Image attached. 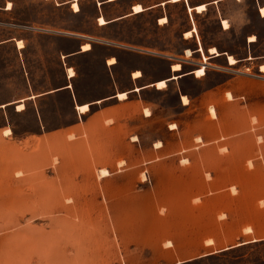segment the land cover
Listing matches in <instances>:
<instances>
[{
  "label": "rangeland",
  "instance_id": "rangeland-1",
  "mask_svg": "<svg viewBox=\"0 0 264 264\" xmlns=\"http://www.w3.org/2000/svg\"><path fill=\"white\" fill-rule=\"evenodd\" d=\"M11 1L12 11L0 13V41L10 34L8 27L15 28L18 39L25 38L26 58L37 61L33 69H46L52 82L60 76L53 51L47 47L36 51L34 47L47 43L25 33L44 25L71 27L113 40H94L95 56L91 57L98 63L104 51L118 54L120 67L113 72L121 79L129 73L122 65L136 61L142 63L144 81L171 75L166 69L170 63L182 65L179 73L205 64L206 74L219 78L247 71L251 33L262 37L251 48L264 52V22L255 14L254 0H225L218 7L208 4L202 13L190 14L187 3L211 0H80L78 16L70 14L67 7L56 9L54 0ZM136 3L157 7L107 29L98 27L96 17L101 13L106 19L117 17ZM0 5L7 6L3 0ZM162 16L167 23L157 25L156 19ZM221 17L228 29L224 30ZM188 30L191 36L185 38ZM121 41L167 52L156 56L128 49L122 55L125 47ZM12 43L0 48V104L24 92L18 52L23 42ZM199 45L203 54L201 47V52H193ZM208 47H215L222 56L208 58ZM186 49L192 51L191 56L187 57ZM226 55L237 63L228 66ZM164 67L166 71L161 72ZM100 68L90 64L87 69L101 76L80 88L87 98L102 90ZM167 84L161 91L151 88L141 95L149 101L146 106L153 110L151 116L142 117V103L132 95L130 101L111 106L118 117L114 125L103 127L101 120L89 119L86 138L71 141L65 130L76 117L64 96L40 104L45 133L44 126L39 128L34 104L28 103L22 113H16L13 105L0 107V264H174L215 249L208 246L204 250L205 238L222 247L250 237L244 235L243 228L250 226L252 198L263 190L259 174H250L244 163L250 144L244 138L225 156H218L213 147L190 151L185 153L190 160L185 166L177 163L183 155L166 157L193 145L196 133L210 132L196 106L187 126L177 115V95L183 87L199 91V81L190 78ZM173 116L178 129L170 132L166 123ZM4 129L10 133L3 135ZM157 140L162 146L154 149ZM156 157L164 158L152 161ZM119 160H124L121 166ZM100 166L108 167L110 174L98 180L95 168ZM230 186L235 187V193ZM255 217L264 222V216ZM184 264H264V244H244Z\"/></svg>",
  "mask_w": 264,
  "mask_h": 264
},
{
  "label": "crops",
  "instance_id": "crops-1",
  "mask_svg": "<svg viewBox=\"0 0 264 264\" xmlns=\"http://www.w3.org/2000/svg\"><path fill=\"white\" fill-rule=\"evenodd\" d=\"M43 1L50 2L51 0ZM79 1L80 0H54L53 4L56 9L60 10L67 7L66 9L70 14L78 16V14L81 12ZM114 1L107 0L106 2L108 3ZM179 1L182 0H178L177 2ZM185 1L187 2V0ZM223 1L225 0H211L210 3L201 4L205 5L204 10H206V6H208V4H215L218 7L219 5H222L221 3ZM73 2H76L78 5L77 11L73 10L72 8ZM8 3H10V5H8ZM3 4L7 6L4 8V5H0V13H10L13 9V2L11 0H3ZM103 4L104 3H99L98 5ZM134 5L130 7V10L122 13L117 17H108V19H106L105 14L101 13L100 16L105 20V23L98 24V27H104V29H107V27H110L115 23L117 24L119 22L122 23L127 21L130 16L141 15L145 11H152L157 7V5L143 7L140 4L143 10L134 13L132 10V7ZM197 5L200 4L189 5L187 3L186 9L188 10V13L190 14L191 11H195L194 7ZM261 8L264 9V0H254L255 14L257 17H259L260 21L264 22V15H262L260 12ZM98 17H96L97 21ZM160 18H163V16L156 19L157 21H155V23L157 25H164L165 23H167V20H165L163 24H160ZM164 18L166 19V17ZM222 20L226 21V19H222L221 17L220 21ZM8 29L10 34L6 38H4V40L0 41V48L4 45H9L17 40H19V42H23V45L18 48V52L22 57L21 66L18 67L22 72L24 92L21 97H13L1 103L0 107H8L13 105L16 113H22L26 111L28 103L34 104L35 115L40 123L39 128H42L44 126L45 133L47 131L43 120L44 116L40 104L53 101L55 99H58V97L64 96L67 98V103L70 104L71 110L76 117L73 123L66 126L65 137L70 141L73 139H80L82 137L86 138L88 132L85 130V126H87V121L89 119L101 120L100 125L103 127L114 125L117 122L118 117L115 116V114L111 111V106L116 104H123L130 101V97L132 98V95L134 98L137 97L140 100L139 102L142 103L141 114L143 118H147L152 115L153 110L150 109V112L149 108L151 107L146 106L149 101H147L146 99H142L141 95L147 92L149 89L154 88L157 91H161L162 89L167 87V83H170L169 85L173 86V83L180 84V82H183L185 79L188 80L190 78H193L194 81H199L200 85H202L199 91H186L187 87H183L185 89L182 91L183 93L180 91V93L177 95V100L179 103V111L177 115H179L181 119H183V124L187 126V120L190 119L191 113L196 111L193 110V108L196 106L197 110L199 111V118H204L207 121L208 126L210 127L209 135H206L203 132L196 133V135L192 137V141L194 142L193 145H189L188 147L182 148L181 150H174L166 157L183 155L181 158L177 159V163H179V165L185 166L190 163V160L185 153L193 150L202 151L208 147H213L218 156H225L230 151L235 150L236 143L238 144L242 141H245V138L250 146L248 148L247 156L244 159V163L247 165V162L250 161V174H255L256 172L259 174L258 183H261L263 190L262 194L260 196H254L252 198V202L250 203V226H246L250 228V232H243L244 235H250L247 240L235 244H226L221 247L218 246L217 243L214 242L211 238H205L202 242L204 250H206L205 248L208 246H213L215 249L205 251L203 254L196 255L194 257L179 259L174 264H184L197 259H201L203 257H209L214 255L215 253H222L233 247H239L244 244H264V222L261 223L259 219H256L255 217L260 215L264 216V69L262 70L261 68L262 66H264V52H255V50L251 48L252 44H254L262 37H260L256 33L250 34V38L253 37V40H248L250 42V56L247 59H250V65L247 66V71L237 70L232 74L220 76L221 78H219L217 76L207 75L206 69L208 66H206L205 64H198L197 68L179 73L182 70V65L179 64L180 69L177 71H173L172 66L178 63H170L169 68L166 69L171 72V75H169L168 77H159L154 80L144 81L143 74L141 72L143 69V66H141L142 63H138L137 61L134 62L133 65L129 66L127 64H121L123 66L122 70H127V72L129 73L124 74L122 76V79L120 77L118 78L113 71L120 67V63L118 62L119 55L114 52L111 53V51L109 50L107 52L104 51V55L101 61H99L98 63H93L91 56H95L96 44L94 40H113H107L101 36L89 35L87 33L75 30L71 27L64 28L62 26L57 27L44 25L43 29L34 28L32 30L26 31L25 33L40 37L41 40L39 43H42V40H45V43H47V46H42V44H39V47H34L37 48L36 51H38L39 49H43V47H47L49 50L53 51L55 60L54 65L56 67V70L58 69V71L60 72V76L58 79H56V81L52 82L53 80L51 79V76L47 74L46 69H33V65L37 61L26 58L28 56V48L25 43V38L18 39L14 32L15 28L8 27ZM188 31H185V33ZM121 43L123 44L122 46L125 47L122 55L128 53V49L140 52H153V54H155L156 56L167 52L164 49L156 47L155 49L157 50L153 49V51H150L145 47H142L140 43L136 44L127 41H121ZM85 44H88L89 48L83 49V46ZM200 47L202 48L201 45H199V47H196L193 52H201ZM209 48L210 47L206 49L209 53L208 58L217 59L222 56V53H218L216 55L210 53ZM14 50H16V48ZM203 50L204 49L202 48V54ZM226 57L225 60L228 66H234L237 63L236 62L235 64H229ZM111 59H113L114 61L109 63ZM79 61H83V63H80ZM90 64H96L101 67L100 69L103 75L102 80L104 82L102 90H99L100 94L92 99L87 98V95L82 93L80 89L81 87L86 86L90 82L95 81L97 78L99 79L101 77L98 74L96 76L95 74L92 75L89 71H87ZM201 66H204V74L198 77L195 75V70L202 68ZM70 68L73 71L72 75H69L68 72ZM166 69L165 67L161 68V72L166 71ZM136 71H138L140 74L139 76L134 77L133 73ZM160 80H165L166 82V86L161 89L156 87V83ZM136 88L137 90H135ZM119 93H126V98L119 99L117 95ZM227 94H229L230 96L228 97ZM181 96L187 97L186 103L182 101ZM143 103L145 104V106L143 105ZM20 104L23 105V108L17 109L18 105ZM81 105H87L88 110H86V112H80L78 110V106ZM210 108L214 110V117L210 114ZM194 119H197V116H195ZM176 121L177 119H174L173 116V118L166 123L168 131L172 132L174 129H178V122ZM172 124L175 125L174 128H171ZM4 130L2 131L3 135H5ZM69 135H72V138H69ZM197 138H199L200 140L196 141ZM157 143L160 144L158 147L156 146ZM153 144L154 149H159L162 146L160 140L155 141ZM162 158L164 157H156L152 161H160ZM182 159H185L186 162L182 163ZM121 162L124 163V160L117 161V165L121 166ZM201 165L203 166V163ZM100 168H106L108 171V175L110 174L108 167L100 166L98 168H95L96 176V170ZM207 179L209 178L207 177ZM252 182L254 183L255 181ZM255 183H257V181ZM231 187L234 186H230V190ZM195 199H198V197H196ZM207 239H211V242L206 243ZM169 245H171V243H169Z\"/></svg>",
  "mask_w": 264,
  "mask_h": 264
},
{
  "label": "bare ground",
  "instance_id": "bare-ground-1",
  "mask_svg": "<svg viewBox=\"0 0 264 264\" xmlns=\"http://www.w3.org/2000/svg\"><path fill=\"white\" fill-rule=\"evenodd\" d=\"M108 1H114V0H108ZM171 2H177L178 0H170ZM8 5H10V3H8ZM10 8V7H9ZM72 8H73V10H75V11H77L78 10V5H77V3L76 2H73L72 3ZM194 9H195V11L196 12H198V13H200V12H202L204 9H205V5L204 4H200V5H197V6H195L194 7ZM132 10H133V12L134 13H137V12H140V11H142L143 10V8L141 7V5L140 4H135L133 7H132ZM260 12H261V14L262 15H264V9H262L261 8V10H260ZM165 18L163 17V18H160L159 19V23L160 24H163L164 22H165ZM98 23L99 24H104L105 23V20L100 16V17H98ZM221 23H222V26H223V28L224 29H226V28H228V23H227V21H225V20H222L221 21ZM191 36V31H188V32H186L185 33V37H190ZM250 40H253V37H251V38H249V41ZM18 46V45H17ZM22 45H19V47H21ZM18 47V48H19ZM87 48H89V45L88 44H85L84 46H83V49H87ZM209 52L210 53H212V54H214V55H216V54H218V52L216 51V49L214 48V47H210L209 48ZM185 53H186V55L187 56H189V55H191V51L190 50H186L185 51ZM227 61H228V63L229 64H235L237 61L233 58V56H230V55H227ZM114 60L113 59H111L110 61H109V63L110 62H113ZM107 63H108V61H107ZM202 67V66H201ZM262 68V70L264 69V66H262L261 67ZM180 69V65L179 64H174L173 66H172V70L173 71H177V70H179ZM68 72H69V75H72L73 74V71L71 70V68L68 70ZM139 72L138 71H136V72H134L133 73V76L134 77H136V76H139ZM204 74V66L202 67V68H199V69H197V70H195V75L196 76H202ZM166 86V82H165V80H160V81H158L157 83H156V87L157 88H164ZM135 90H137V88L135 89ZM118 95V98L119 99H125L126 98V93H119V94H117ZM227 96L229 97L230 95L229 94H227ZM181 99H182V101L184 102V103H186L187 102V97H185V96H181ZM23 108V105L22 104H20V105H18V107H17V109H22ZM78 110L80 111V112H86V110H88V106L87 105H81V106H78ZM147 112V111H146ZM210 114H211V116H215V113H214V110L212 109V108H210ZM175 127V125L174 124H172L171 125V128H174ZM10 133V130L9 129H5L4 130V134H9ZM69 138H72V135H69L68 136ZM200 139L199 138H197L196 139V141H199ZM160 144L159 143H157V147L159 146ZM223 150V149H222ZM56 158V157H55ZM54 158V160H56ZM181 162L182 163H184V162H186V160L185 159H182L181 160ZM120 163V162H119ZM122 163V162H121ZM118 164V163H117ZM247 165L249 166V168H250V166H251V163H250V161H248L247 162ZM253 167V166H252ZM96 172H97V177L98 178H101V177H103V176H106V175H108V171H107V169L106 168H100V169H97L96 170ZM207 176H209L208 174H207ZM209 178V177H208ZM146 179V178H145ZM99 180V179H98ZM231 191L234 193L235 192V188L234 187H231ZM71 200V199H70ZM68 202V201H67ZM261 204V203H260ZM244 232L245 233H248V232H250V228L249 227H245L244 228ZM209 242H211V239H207L206 240V243H209ZM167 243V242H166Z\"/></svg>",
  "mask_w": 264,
  "mask_h": 264
}]
</instances>
